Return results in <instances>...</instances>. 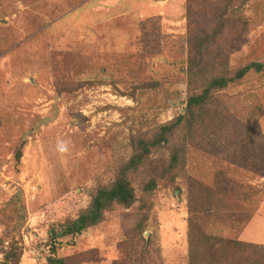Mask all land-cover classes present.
I'll list each match as a JSON object with an SVG mask.
<instances>
[{
    "label": "rangeland",
    "instance_id": "1",
    "mask_svg": "<svg viewBox=\"0 0 264 264\" xmlns=\"http://www.w3.org/2000/svg\"><path fill=\"white\" fill-rule=\"evenodd\" d=\"M212 1L0 0V262L17 243L18 264H46L55 242L70 264H192L189 178L248 187V196L214 203V217L201 216L197 264L223 263L210 257L214 236L264 246V178L195 147L176 181L181 193L162 185L152 197L144 238L136 203L115 204L99 225L51 239L89 207L93 191L114 182L132 133L186 111L189 39L215 29ZM189 3L203 8L191 20ZM225 18L218 67L264 64V0H235ZM244 26L246 43L231 48ZM237 83L221 92L229 112L264 136V69Z\"/></svg>",
    "mask_w": 264,
    "mask_h": 264
},
{
    "label": "trees",
    "instance_id": "2",
    "mask_svg": "<svg viewBox=\"0 0 264 264\" xmlns=\"http://www.w3.org/2000/svg\"><path fill=\"white\" fill-rule=\"evenodd\" d=\"M235 0H213L212 16L216 20L215 29H197L189 39L190 55L186 60L185 72L188 75L186 111L173 119L158 125L150 131H136L130 136L131 156L120 160L116 165L114 182L97 188L91 194V202L76 219L63 224L61 233L51 230V239L56 240L61 235H78L88 228L95 227L103 220L107 209H113L115 204L126 208L137 204L143 219L135 225L136 233L145 237L146 220L150 213L151 199L162 186H173L176 194L181 189L176 185L179 177L185 176L187 154L190 147L201 149L211 155L221 156L238 168L252 172L264 178V136L252 125L249 117H239L229 112L223 100L222 90L242 79L254 68L264 69L262 63H251L237 71L220 69L216 64L223 49L218 39L223 35L228 24L225 18L234 6ZM246 2L248 0H242ZM209 4V3H208ZM193 4L189 3L187 12L189 20L198 15ZM145 25V23H144ZM192 27L190 26L191 30ZM243 31L229 40L231 48L241 47L247 41ZM214 51V52H212ZM81 83L70 90L80 88ZM248 119V120H247ZM22 150L17 152L18 161ZM188 181V219L191 230V259L197 264L196 257L202 253L195 242L198 239L197 228L203 215L215 216L213 204L216 206L225 199H240L241 193H246L248 187L236 179L225 177L217 180L213 186H206L200 181L189 178ZM139 191V192H138ZM139 194H138V193ZM248 196V192L245 194ZM217 239H215V238ZM211 237L213 245L211 256L223 261L222 264H264V246L248 244L226 237ZM17 243L5 253L0 264H18L20 252L14 248ZM248 253L241 254L242 249ZM55 242L51 245V254L46 264H70L64 257L58 255ZM244 259L241 260V257ZM112 264H143L139 260H115Z\"/></svg>",
    "mask_w": 264,
    "mask_h": 264
}]
</instances>
